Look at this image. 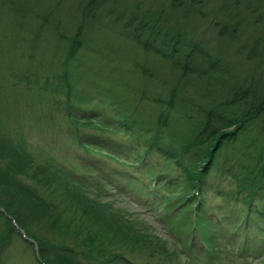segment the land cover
<instances>
[{
  "label": "rangeland",
  "instance_id": "rangeland-1",
  "mask_svg": "<svg viewBox=\"0 0 264 264\" xmlns=\"http://www.w3.org/2000/svg\"><path fill=\"white\" fill-rule=\"evenodd\" d=\"M182 1L0 0V264H264V231L232 234L249 189L257 225L264 210V115L220 142L200 188L187 174L206 124L235 130L220 115L264 85V0ZM153 24L216 66L184 72Z\"/></svg>",
  "mask_w": 264,
  "mask_h": 264
},
{
  "label": "trees",
  "instance_id": "trees-1",
  "mask_svg": "<svg viewBox=\"0 0 264 264\" xmlns=\"http://www.w3.org/2000/svg\"><path fill=\"white\" fill-rule=\"evenodd\" d=\"M100 1V0H99ZM182 0H171L172 4H175L177 6H180V4H182ZM97 3V0H90V6H92V8H95ZM184 4V3H183ZM154 26H152L151 31L154 32V35H160L163 37V40L165 42V45L170 46L173 49V52H177L180 48L183 47V50H187V55L185 56V62L182 63L175 61L177 66H179L180 68H182V70H184V72L189 71L190 73L192 72H197L198 74H202L204 71H208L209 69H211L213 66H216L215 64L218 62V59H214V60H209V64L205 65L204 62L206 61V57L207 56H195L196 53H200L203 52L202 50H200V45L198 44V41L193 42V44H188V42H186V38L185 35L180 32L179 29L175 28V30L172 29H163V28H159L158 24H153ZM156 38V37H155ZM184 44V45H183ZM145 45H147L145 43ZM192 45V46H190ZM195 60L197 64V69L194 67V64H191V66H186V63L189 61L190 63ZM211 66V68H210ZM201 67V68H200ZM203 70H200L202 69ZM264 85L261 87V89H259L258 87L255 88V86H247L246 90L243 91V93H241L240 95L236 96L235 98L232 97V100H235L236 103H239L241 106V110L238 112L239 115H234V113L231 114H221L220 117L221 119H225L227 123H224L226 126H230V125H236L235 130H229L228 131H215L214 130V125L215 124H211L208 123L206 124V126L204 127V133H206L204 135V139H206L208 141L207 144V149L204 150L199 157H197V161L199 162V165L202 168V171L200 173L196 171L195 167V171H189L187 172V174H189L190 178H199L198 181V188H200L199 186L201 185V182H203V180H205L206 177H204V173H206L207 167L210 164L211 161L215 160V152L218 150V146L220 144V142L224 139L228 140V139H237L239 136V132L236 131V129H245L246 126V122L247 121H251L252 119H255L257 117H259L260 115H264ZM250 93H252V98H247L246 96ZM209 125H211L212 127H210ZM218 132V134H217ZM213 134H215V136H212ZM262 134L264 137V117H263V128H262ZM160 138V137H159ZM160 139H158L157 137L154 139L155 143H158ZM3 151L10 155L11 154V150L9 149H5L2 148ZM16 154H18V151L16 149H12ZM182 153H180V156L178 157V159H176L177 163L179 165L182 164ZM263 153H260V158H262ZM9 168H12L11 166H8ZM246 168V166L244 167V169ZM261 168H263L261 166ZM17 172V171H16ZM198 173V174H196ZM14 175H12V173L6 169H2L0 168V183L3 184H9L7 181L10 182L9 178L13 177ZM197 176V177H196ZM158 177V185H161L164 181V179H166V177ZM204 177V178H203ZM258 181V180H256ZM256 181H252L251 183H246L244 181H241L240 187L242 186H246V187H250L252 186V184ZM196 181H193V185H195ZM241 195H238L237 198H240ZM245 204V215L244 218H239L240 216L238 214H236L237 216H235V221L238 222L236 224L238 225H245L244 230L250 232L251 228H256L257 229V234L262 237L263 236V231H264V227H262L260 224L261 221L264 220V210H261L260 206L263 205H258L257 204V211L258 214L261 217V220L259 222V224L257 225L255 223V218L253 220H251L253 214H251V211L253 212V205H255V201H254V192L249 189V193L248 195H245L244 198L242 199ZM234 216V215H232ZM239 218V219H238ZM235 225L233 228H235ZM257 225V226H256ZM260 226V227H259ZM236 230V228L234 229ZM246 231L244 232V236L240 235L242 237V239L245 237V242L246 239L248 240V234L246 233ZM238 232V230H237ZM236 232V233H237Z\"/></svg>",
  "mask_w": 264,
  "mask_h": 264
}]
</instances>
